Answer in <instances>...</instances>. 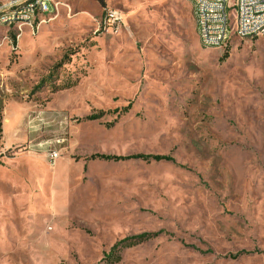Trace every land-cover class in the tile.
Masks as SVG:
<instances>
[{"label": "rangeland", "instance_id": "obj_1", "mask_svg": "<svg viewBox=\"0 0 264 264\" xmlns=\"http://www.w3.org/2000/svg\"><path fill=\"white\" fill-rule=\"evenodd\" d=\"M50 1L0 21V264H264V36L204 48L188 0ZM141 153L171 161L92 158Z\"/></svg>", "mask_w": 264, "mask_h": 264}, {"label": "built area", "instance_id": "obj_2", "mask_svg": "<svg viewBox=\"0 0 264 264\" xmlns=\"http://www.w3.org/2000/svg\"><path fill=\"white\" fill-rule=\"evenodd\" d=\"M196 20L200 44L204 48H224L225 40L234 34H250L251 38L264 36V0H189ZM50 0H0V21L15 25V20L39 13L47 14ZM222 8H230V15H222ZM43 19V18H42ZM122 16L117 9L106 12L105 24L118 29ZM25 26V25H23ZM21 29L22 27H17ZM68 140V138H67ZM49 142L46 156L51 165L61 157L58 141Z\"/></svg>", "mask_w": 264, "mask_h": 264}, {"label": "trees", "instance_id": "obj_3", "mask_svg": "<svg viewBox=\"0 0 264 264\" xmlns=\"http://www.w3.org/2000/svg\"><path fill=\"white\" fill-rule=\"evenodd\" d=\"M94 117L95 116H93L92 118H94ZM1 130H2V112L0 110V131ZM92 158H97V159H102V160H107V161H120V160H132V159H137V160H142V161H147V162H150L152 160H155V161H163V160L171 161V157H168V156L145 155L142 153L136 154V155H129V156H125V157L116 156V155L96 154V155H93ZM112 254H114V253H112Z\"/></svg>", "mask_w": 264, "mask_h": 264}, {"label": "bare ground", "instance_id": "obj_4", "mask_svg": "<svg viewBox=\"0 0 264 264\" xmlns=\"http://www.w3.org/2000/svg\"><path fill=\"white\" fill-rule=\"evenodd\" d=\"M52 12H53L52 8L50 9V6L47 7V13H52ZM222 15H229L228 8H222ZM2 22L6 24L8 23V21H2ZM34 23H35L34 16H25L23 18L15 20V24L19 25V27H23V25L33 27ZM235 36L241 39L251 38L250 34H236ZM232 38H233V35L225 40L224 47L229 45Z\"/></svg>", "mask_w": 264, "mask_h": 264}, {"label": "crops", "instance_id": "obj_5", "mask_svg": "<svg viewBox=\"0 0 264 264\" xmlns=\"http://www.w3.org/2000/svg\"><path fill=\"white\" fill-rule=\"evenodd\" d=\"M189 1V0H188ZM189 3H190V1H189ZM191 4V3H190Z\"/></svg>", "mask_w": 264, "mask_h": 264}]
</instances>
